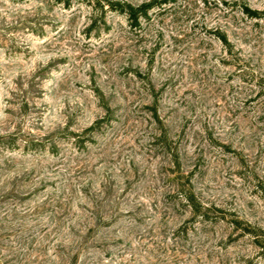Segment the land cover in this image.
<instances>
[{
    "label": "rangeland",
    "instance_id": "obj_1",
    "mask_svg": "<svg viewBox=\"0 0 264 264\" xmlns=\"http://www.w3.org/2000/svg\"><path fill=\"white\" fill-rule=\"evenodd\" d=\"M127 1H151L136 26L93 0H0V134L20 140L0 148L3 224L21 221L14 204L82 181L79 264H264V0ZM97 119L78 151L64 138L56 157L23 151V134ZM25 172L16 189L46 190L2 198ZM97 199L114 220L98 221Z\"/></svg>",
    "mask_w": 264,
    "mask_h": 264
},
{
    "label": "trees",
    "instance_id": "obj_2",
    "mask_svg": "<svg viewBox=\"0 0 264 264\" xmlns=\"http://www.w3.org/2000/svg\"><path fill=\"white\" fill-rule=\"evenodd\" d=\"M95 4L117 13L123 14L130 26H136L142 18L147 17L148 9L151 7V1H145L138 5L132 4L127 0H93ZM245 11L250 15H258V10H252L245 6ZM219 40L222 43H228L225 34H219ZM101 120L96 122L82 133L70 131L69 133L59 135H45L34 137L24 135L22 138L23 151L32 155L49 153L55 156L59 152V139H67L70 145L78 151L83 147L86 139L91 137L94 129L98 126ZM19 136L17 132H5L0 134V148L15 150L20 148ZM46 153V154H45ZM8 162H6L7 164ZM8 167V166H7ZM33 172H25L10 179L7 183L11 184L9 189H6L1 196L2 198H14L18 200H28L35 197L38 191L46 190L45 180L41 179L37 186L27 190L16 189L18 181H31ZM74 184L70 187L58 190L54 187L48 190L41 197L33 200V203L26 204L22 208H18L14 204L10 209L9 215L12 218H20L21 221L16 224H3L4 217L0 216V242L7 239L14 233H19V238L8 240L7 243H0V264L7 262H15L17 264H79L77 263L80 252L85 248L87 241V232L90 230L88 224L89 216L85 213V204L87 201L86 188L84 182H78L77 185H83L78 192L74 188ZM190 200L192 194L185 195ZM101 200H96L97 215L99 222L102 219L112 221L113 214L109 216H100ZM21 210V211H20ZM50 210L51 215L47 220H36L34 218L40 215L43 211ZM81 211V212H80ZM25 216H31L35 220L34 224H26ZM50 227V228H49ZM252 232V228H244ZM25 230H29L27 234H23ZM264 233V230L260 228ZM6 231V232H4ZM23 235V236H22ZM112 242H119L121 238H111ZM127 246V244H124ZM264 249V244H262ZM2 251H6L2 253Z\"/></svg>",
    "mask_w": 264,
    "mask_h": 264
}]
</instances>
